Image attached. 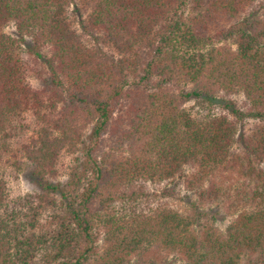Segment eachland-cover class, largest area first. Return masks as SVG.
Listing matches in <instances>:
<instances>
[{
	"label": "trees",
	"instance_id": "16d2710c",
	"mask_svg": "<svg viewBox=\"0 0 264 264\" xmlns=\"http://www.w3.org/2000/svg\"><path fill=\"white\" fill-rule=\"evenodd\" d=\"M28 115L45 184L10 200L0 166V264H264V0H0V164ZM176 180L184 212L144 206Z\"/></svg>",
	"mask_w": 264,
	"mask_h": 264
},
{
	"label": "rangeland",
	"instance_id": "374dc122",
	"mask_svg": "<svg viewBox=\"0 0 264 264\" xmlns=\"http://www.w3.org/2000/svg\"><path fill=\"white\" fill-rule=\"evenodd\" d=\"M74 27L78 28V23L74 20ZM14 26L10 25L7 28V32L14 33ZM86 42L89 45H94V39L86 35L84 37ZM235 46V45H234ZM30 81L32 85L36 88L43 87L46 82L42 79V77L31 76ZM187 106H196L195 101H190ZM193 110V109H192ZM196 110H193L194 112ZM219 111V108L216 110ZM215 111V112H216ZM27 123H24V132L23 136L19 139L17 137H13L11 139V149L10 152L5 159V161L1 162V172L2 178L5 181L6 190L8 193V198L10 200H15L20 197H25L29 194H37L43 193V186L44 181H41L37 174H36V167L32 164L22 153L21 145L23 142H29L30 139L34 136L37 138V133L33 127V118L32 116L28 115ZM28 124H30V127ZM249 125H253L252 121L248 123ZM35 126V125H34ZM89 129V128H88ZM87 129V134H89L90 130ZM81 152L71 153L70 151L64 150L59 159L56 163L55 173L49 175L47 177L48 181L53 184H58L59 182L64 183L69 178V174L71 172L72 167L77 162L76 157H79ZM186 184L183 180L179 181L176 180L175 182L164 181V182H148L146 186L150 190L149 199L150 202L148 203L147 199L144 201V206H151L157 205L158 203H163L167 205H171L176 208H180V212H184V208L189 206V202L192 199L194 202L197 201V197L194 196L195 193H192L191 189H188ZM173 188L175 191L169 195V189L166 188ZM156 192L157 195H153ZM214 204V203H213ZM212 206V214L217 216V220L215 221L221 229H225L227 224L231 221V215L227 213V211L221 207L216 205ZM141 206L138 207L140 209ZM44 225H47L50 221V217L45 214L43 217ZM174 257L169 256L166 259L162 260H148L145 262H139L142 264H172ZM168 261L170 263H168ZM139 262H133V264H139Z\"/></svg>",
	"mask_w": 264,
	"mask_h": 264
}]
</instances>
